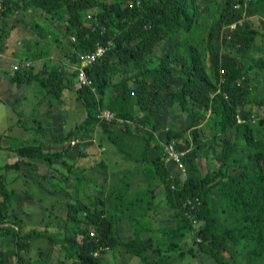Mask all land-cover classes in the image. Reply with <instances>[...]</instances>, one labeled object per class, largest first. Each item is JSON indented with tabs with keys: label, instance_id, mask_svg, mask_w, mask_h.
I'll return each instance as SVG.
<instances>
[{
	"label": "trees",
	"instance_id": "1",
	"mask_svg": "<svg viewBox=\"0 0 264 264\" xmlns=\"http://www.w3.org/2000/svg\"><path fill=\"white\" fill-rule=\"evenodd\" d=\"M20 1L5 0L3 3L2 31L7 28L6 19L20 5L25 9H39L44 14L67 23V51H72L70 58L75 65L79 54L93 52L98 45L108 47L101 59L85 69L93 80L94 90L91 87L78 88L77 71L70 74L62 66L52 67L47 75H40L31 67L15 72L12 76L15 82L37 84L43 95L49 98L51 105L56 104L54 106L59 108L63 105L64 91L76 94V99L86 113L85 119L59 139L55 135L58 130L57 122L51 123L50 133L65 144L71 136L88 134L99 124L120 153L129 155L135 164H149L147 173L164 186L167 201L164 211L171 212L176 219L173 218V224L168 227L153 229L149 222L151 220L147 217V213L152 210V203L140 186L143 179L133 177L126 183L128 195L135 198L132 205H137L134 208L137 216H131L135 226L134 235L130 239L123 240L119 226L102 218L104 211L91 210L79 201L76 206L65 202L69 212L64 227L61 222L57 223L59 215L52 214L57 207V200L50 205V215L28 225L20 210L13 205L15 191L7 188L0 169V229L7 237L3 246L11 249L14 264H29L25 257H29L27 255L33 251V243L39 240L64 242L67 258L77 264L96 263L97 258L93 253L101 245L114 250L121 247L139 258L140 264H151L156 262L150 256L151 249L152 254L157 255L162 251L161 247L152 244L153 237L158 238V235L161 239L175 243L166 248L169 252L180 246L179 241L191 237L198 254L205 260L212 261V264H264V120L261 118L258 125L253 126L249 115L242 113L244 121H238V109L251 102L247 96V71L253 66L250 64L247 67L235 60H222L217 48V43H221L220 39L223 38L222 29L242 19L245 9L234 8L237 0H223L222 6L214 5L217 0H208L201 39L193 44L189 39L182 38L180 31L191 32L195 23L197 0H140V3L136 0ZM240 1L244 3L246 0ZM247 2V9L251 5L264 20V0ZM91 9L95 10V14L91 24H87L85 15ZM251 25L249 21L238 25L235 31L224 36V42L230 48L248 51L255 46L256 39L260 38L259 31ZM39 27L35 25L36 29ZM53 37L55 43H58L57 37ZM72 37H75V42L71 40ZM167 40L174 43V49L170 52L169 49L164 50L156 60H152L157 47ZM261 65L264 68V64ZM124 69H129L130 72L123 71ZM221 69L224 70L223 73L220 72ZM120 73L125 75L115 81ZM178 77L181 81L176 86L172 80ZM243 77L246 80L238 85V79ZM254 103L264 107V100ZM168 107L193 117L189 127L195 128L201 118L211 113L219 118L222 132L226 133L229 129L235 132V138L227 143L217 159L214 158L219 165L218 171L202 173L198 160L202 156L206 157L208 151L200 154L202 147L198 132L193 134L195 143H190L184 132L168 130L165 139L169 141L166 143L179 140V143L175 142V149L184 152L181 161L187 176L185 181L172 177V171L162 157L163 145L155 134L156 116ZM103 110L111 111L114 119L100 121L97 115ZM198 110L202 114L195 117L194 113ZM117 121L124 127L118 132L112 131L111 125ZM37 123L40 124L38 121ZM130 123L139 133L137 139L143 143L139 150L140 158L134 156L118 134L122 132L124 136H131ZM142 129H147V132L141 131ZM256 132L259 139L255 137ZM154 148L156 151L153 152ZM15 151L21 159L7 167L25 173L31 172L21 169L20 166L27 163L24 159H57L64 162L72 154L65 147L60 152L51 149L46 152L41 144L23 146ZM231 167L232 170H229ZM32 174L41 177L36 173ZM43 181H47V177H41L35 184L39 186ZM51 184L56 187L58 185L56 180H51ZM47 193L56 196L58 191L50 190ZM197 199L200 200V205H197ZM218 200L219 214L216 213ZM189 202L194 208H200L193 211ZM99 205L103 208L104 202L99 200ZM59 206L64 207L63 200L59 202ZM154 207L163 210L159 204ZM185 211L196 213L201 221L198 228L191 225ZM77 212L82 213L83 220L77 218ZM90 228L95 230V238L90 237ZM144 231L153 233V236L144 239ZM78 236H82L81 240ZM0 264L6 263L1 259ZM42 264H49V260L45 259Z\"/></svg>",
	"mask_w": 264,
	"mask_h": 264
},
{
	"label": "rangeland",
	"instance_id": "2",
	"mask_svg": "<svg viewBox=\"0 0 264 264\" xmlns=\"http://www.w3.org/2000/svg\"><path fill=\"white\" fill-rule=\"evenodd\" d=\"M15 1L17 2L20 0ZM112 1L113 0H109V2ZM222 3L223 0H217L214 5L222 6ZM196 6L195 23L192 26L191 32L188 33L184 30L180 31L181 37L189 39V42L192 44L198 43V39H201L203 19L206 17V8L209 6L208 0L207 2H205V0H197ZM255 11L256 9L250 5V8L247 9L246 7L245 11L243 10L242 16V22H251L252 28L259 31L260 38L258 40L256 39L255 46L251 47L246 52L230 48L223 40V32V38L221 37L220 39L221 43H217V48L222 60H235L243 63L247 67H249L250 64L253 66L247 71L249 84L247 96L251 102L244 104L242 108L238 109V117L242 119V113L248 114L253 126H257L261 118L264 120V107H259L254 103L259 100H264V68L261 65V63L264 64V20H262ZM94 14V9L86 13L85 21L87 24H91ZM6 25L7 28L2 31L0 37V51L3 55L8 42H10L9 40L12 39L15 43L10 44H13L12 46H14L15 49L21 45V47L13 52L14 58L31 61V67L36 73L47 75L52 67L61 66L70 74L75 71L76 65L72 63L70 58L72 56V51L70 49V51H67V46H69V44L66 35L69 29L66 22L58 21L44 14L39 9H25L19 5L16 7V11L6 19ZM35 25H39L40 27L36 29ZM3 33L5 34V38H3ZM53 36L57 37L58 43H55ZM71 40L75 42L76 39L72 37ZM168 49L169 52L174 49V43L171 40H167L157 47L154 55H152V60H156L162 51L164 52V50ZM123 71L130 72L129 69H124ZM12 74L14 75L15 73ZM124 75V73H120L115 77V81L120 80ZM238 80H241L240 82L242 84L246 78ZM172 81L177 86L180 84L181 78H174ZM63 94V105L61 107L63 111L60 113L59 117L55 115L50 116V123L55 124V122H57L58 125L59 121L62 135L66 136L69 132L74 130L75 126L79 125L85 119L86 113L80 102L76 99L77 97L74 92L64 91ZM32 100L26 103L29 104L30 102H34ZM45 103H50L49 98L43 100V105ZM54 105L56 104L51 105L50 103L48 108H57ZM20 106L23 109V106ZM41 108L47 110V107ZM16 112L19 116L17 109ZM201 114L202 111L198 110L194 113V116L200 117ZM19 118L31 129H36L40 126L37 122L36 124L33 123L25 115L22 117L19 116ZM37 118L40 120L39 116H37ZM218 119V117H214L211 113H207L204 118L200 119L199 124L195 128H192L189 126L193 122V117L176 108L168 107L163 109L161 114L156 116L155 131L157 138L163 145L162 152H166L167 145L164 144L166 141H169L165 139L168 130L184 132L185 138H187L190 143H195L193 134L194 132H198L200 136V145L202 147L200 154H204L205 151H208L206 157L202 156L198 160L202 173L205 174L211 170L218 171L219 165L218 162L215 163V159L221 154V150L227 146V143L235 138L234 131L230 129L226 133L221 131ZM111 126V130L117 132L120 128L124 127L122 123L118 121L114 122ZM130 126L131 136H124L122 132L118 134L122 138L123 144L132 151L136 158H140L139 150L143 143L137 139L139 133L132 123H130ZM262 130L264 132V128ZM141 131L147 132V129H142ZM53 134H55V132H53ZM255 137L258 139L260 138L257 132L255 133ZM73 139L78 140L76 146L70 145ZM174 142L179 143V140ZM35 145H37V143ZM63 147L72 152V154L68 156L66 161L64 160L65 165L63 164V160H61L63 165V171L60 173V179L61 176L63 177L62 186L59 188L58 185L56 187L48 183L49 180L55 177H49L47 181L40 182L39 184L40 190L43 193L49 192L50 190L56 191L58 189L63 194L62 196L60 194V202L62 200L64 201V207L57 205L52 212V214L56 213L59 215L60 219L57 221L58 224L61 222L64 227L68 219L67 213L69 212V208L65 207V202L73 203L76 206L77 201H79L88 206L91 210L99 209V211H104L102 218H105L107 222H112L119 226L120 236L123 240L132 238L135 226L132 217L134 218V216H137L136 209H134L137 205H132L135 198L131 197L130 194L128 195L126 183L127 180L133 177H140V179H143L140 182L141 190H144L147 199L152 203V210L147 213V217L151 220L149 222L152 228L168 227L169 224H173L176 219L174 215L168 210V212H166V210L164 211L167 203L164 186L160 184L162 182L158 181L157 178L147 173L150 167L149 164H135L134 160L131 159L129 155L125 156L120 153L107 138V135L99 124L94 127L91 132H88V134L79 133L71 136ZM190 147L193 148V145L190 144ZM49 149H51V151L54 150L53 147H49ZM154 149L153 152L156 151V148ZM60 157L62 158L63 156ZM162 157L166 166L171 169L172 177L180 178L182 181H185L187 178L186 174H184L178 166H175L171 160H168L166 155L163 154ZM44 160L48 161L50 166L53 165L54 160ZM57 167H59L58 164L52 169L57 170ZM59 168L62 170L61 167ZM229 170H232V167ZM99 200L104 202L103 208H100ZM158 204L163 207V210L160 207H154ZM218 204L219 200L216 205L217 214H219L220 207ZM139 211L138 209V213ZM50 213V211L49 214L43 211L41 215L46 217L50 215ZM76 216L78 219L83 220L82 213L77 212ZM39 219L40 217H38L36 221ZM90 229L92 230V228ZM90 229L88 230L89 232L91 231ZM143 236L144 239H146L153 236V233L144 231ZM78 238L81 240L82 236H78ZM153 238V246L161 247L162 251L157 255L152 254L151 249L150 256L159 264H212V261L205 260V258H202L201 255L198 254L196 251L197 246L194 244L191 237L179 241L180 246H177L173 252H169L166 248L172 245L174 246V242L171 243L168 239H161L159 235L158 238L157 236ZM62 239H65L64 235ZM65 245L66 244L60 240L36 241L33 243V251L31 250L30 254L27 255L30 258L25 257V260L28 261V263L30 262L29 264H42L45 262V259L49 260V264H77L74 260L67 258ZM225 254L226 256L228 255L227 253ZM93 255L97 258V262L94 264H140L139 258L134 257L121 247L114 250L107 245H101ZM242 255L243 253L241 252L240 256ZM6 258L9 264H13L12 260L14 258L11 254ZM156 262H151V264H156Z\"/></svg>",
	"mask_w": 264,
	"mask_h": 264
},
{
	"label": "crops",
	"instance_id": "3",
	"mask_svg": "<svg viewBox=\"0 0 264 264\" xmlns=\"http://www.w3.org/2000/svg\"><path fill=\"white\" fill-rule=\"evenodd\" d=\"M9 41L4 55L0 57V169L2 170V175L5 177L7 188L15 191L13 205L20 210L25 222L33 224L37 222L38 217L40 219L44 218L41 212L45 211L49 214L50 205L55 200H57V205L59 206L60 194L61 196L63 195L58 189L56 196L50 195L47 192L43 193L40 190V185H36L35 182L40 181L41 177H55L51 180L52 182L56 180L60 188V183L62 186L63 180L62 176L60 179V173L63 171L62 162L56 159L53 161V165L50 166L48 161L44 159H24V162L27 163L22 164L20 167L31 173H25L7 166L14 165L21 159L15 150L23 146H31L37 143L41 144L46 152H48L49 147H53L54 150L60 152L64 148V144L56 140L50 133L52 130L50 116L52 113V116L59 117L63 110L59 107L50 109L48 108L49 103L43 105V100L48 98L43 95L42 90L37 84L33 82L26 83L25 81L20 83L13 80V72L11 70L14 64L32 62L26 59L20 60L14 58L13 52L21 47V45L15 49L12 46L13 44H10L15 42L12 39ZM29 100L34 102L27 104L26 102ZM20 105L23 106V109ZM41 107H47V110ZM16 109L20 117L25 115L35 124L38 120L41 130H39L40 126L36 129H31L24 124L23 120L19 118ZM37 116H39L40 120ZM59 125L60 122L58 121V130L57 134H55L57 139L62 137ZM57 164L62 170L59 167H57V170L52 169ZM32 173H36L41 177L33 176ZM51 180H49V184ZM39 199L42 201L39 202ZM5 241H7V237L2 234L0 229V260L2 259L6 264H9L6 257L12 251L9 247L3 246ZM12 263H15V259L12 260Z\"/></svg>",
	"mask_w": 264,
	"mask_h": 264
},
{
	"label": "built area",
	"instance_id": "4",
	"mask_svg": "<svg viewBox=\"0 0 264 264\" xmlns=\"http://www.w3.org/2000/svg\"><path fill=\"white\" fill-rule=\"evenodd\" d=\"M4 2H5V0H0V37H1V34H2V29H3V21H2V17H1V9H2V5H3ZM136 2L140 3V0H136ZM247 4H248L247 0L244 3L241 2L240 0H237V1L234 2V8L236 10L245 9L247 7ZM242 24H243V22H242V19H241L238 22H234L232 24H229V25L225 26L222 29V32H223L224 36H226V34L228 32L235 31L237 26L238 25H242ZM227 37L230 38V36H228V35H227ZM107 51H108V47L98 45L93 52H87V53H82V54L78 55L77 63H76V67H75V70L77 71L76 80H77V87L78 88L91 87L94 90L93 80L88 76V74L85 71V69L87 67L92 66L95 62H97L99 59H101L106 54ZM2 55L3 54L0 51V57ZM29 68H31V63L30 62H23L22 64H14L13 65V69L11 71L13 73H15V72H18V71H24L25 69H29ZM220 72L223 73L224 70L221 69ZM241 79H244V77L241 78ZM240 81L241 80H238V82H237L238 85L241 83ZM221 82H223L222 78H221ZM97 117H98V119L100 121H103V120L111 121V120L114 119V114L111 111H109V110H103L97 115ZM238 121L239 122H243L244 120H242V119H240L238 117ZM70 144H71V146H75L76 144H78V140L73 139L70 142ZM164 145H167L166 152L164 151V155H166L168 157V160H171L175 166H178L181 169V171L184 174H186L185 167H184V165H183V163L181 161V157L184 155V152H178L175 149V142L174 141L167 142ZM196 203H197V205H200V200L197 199ZM189 204H191V202H189ZM190 207H192L193 211H196L197 209L200 208V207L199 208H194V205H192V204L190 205ZM185 215L190 220L191 225L194 228H198L201 225V221L199 220V218H197L196 213L192 214V213H190L188 211H185ZM96 236H97V234H96L95 230L92 229L90 231V237L91 238H95ZM197 240H200V239L198 238Z\"/></svg>",
	"mask_w": 264,
	"mask_h": 264
},
{
	"label": "clouds",
	"instance_id": "5",
	"mask_svg": "<svg viewBox=\"0 0 264 264\" xmlns=\"http://www.w3.org/2000/svg\"><path fill=\"white\" fill-rule=\"evenodd\" d=\"M72 141V140H71Z\"/></svg>",
	"mask_w": 264,
	"mask_h": 264
}]
</instances>
